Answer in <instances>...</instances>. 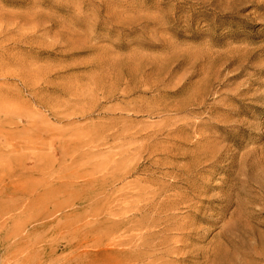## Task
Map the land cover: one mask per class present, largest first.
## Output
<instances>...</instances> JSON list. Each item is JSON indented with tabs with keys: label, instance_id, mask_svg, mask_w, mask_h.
I'll use <instances>...</instances> for the list:
<instances>
[{
	"label": "rangeland",
	"instance_id": "rangeland-1",
	"mask_svg": "<svg viewBox=\"0 0 264 264\" xmlns=\"http://www.w3.org/2000/svg\"><path fill=\"white\" fill-rule=\"evenodd\" d=\"M132 217L264 264V0H0V264H127Z\"/></svg>",
	"mask_w": 264,
	"mask_h": 264
},
{
	"label": "bare ground",
	"instance_id": "bare-ground-1",
	"mask_svg": "<svg viewBox=\"0 0 264 264\" xmlns=\"http://www.w3.org/2000/svg\"><path fill=\"white\" fill-rule=\"evenodd\" d=\"M149 203V202H148ZM188 203V202H187ZM191 204V203H190ZM150 205V204H149ZM164 205V204H163ZM150 207V206H149ZM136 208H137V206H136ZM139 208V207H138ZM161 208V207H160ZM159 208V209H160ZM135 211V210H134ZM154 210H152V212H153ZM159 212H160V210H158ZM163 212V211H162ZM133 213V212H132ZM155 213H156V211H155ZM138 214V213H137ZM157 214V213H156ZM160 214V213H159ZM133 215H135V213H133ZM137 216V215H136ZM141 216V215H140ZM145 217L146 216H144V219H145ZM154 217V216H153ZM156 217V216H155ZM159 217V216H158ZM164 217V216H163ZM186 217V216H185ZM205 217H208V216H205ZM210 217V216H209ZM123 218V217H122ZM142 218V217H141ZM148 218V217H147ZM149 218H150V216H149ZM162 218V217H161ZM166 219H167V217H165ZM143 219V220H144ZM165 219V220H166ZM185 219V218H184ZM215 219V218H214ZM217 219V218H216ZM150 220H152V219H150ZM163 220V219H162ZM161 220V221H162ZM169 220H170V217H169ZM169 220H167L168 222H169ZM172 220V219H171ZM170 220V221H171ZM190 220H191V218H190ZM145 221H146V219H145ZM145 221H141V219L140 220H134V217H132L131 219H130V222L132 223V225H131V229H136V231H138V232H140L138 235H137V237L135 238V237H133L134 239H132V237H131V239H130V241H132V243L131 244H129L130 246L126 249V250H124L122 253H121V255H127L128 256V261H127V264H151V263H155V264H169L170 263V260H163V257H169V258H171V254L172 253H175V252H178L181 248H184V247H186L188 244H187V242H186V244L184 243V244H179L178 246H174V245H172L173 244V242H174V240L175 239H173L172 237H171V234H170V236L168 237L167 236V234L165 233V231H162V229L163 230H169V225H168V227H166V229H164V227L162 226V229H161V231H160V229H153V230H151V231H147L146 230V227H144L145 226ZM160 221V220H159ZM159 221H157V222H159ZM160 221V222H161ZM167 221H163V222H167ZM177 221V220H176ZM183 221V220H182ZM181 221V222H182ZM187 221V220H186ZM147 222V221H146ZM150 222V221H149ZM149 222H148V224H149ZM153 222V221H152ZM179 223H180V221H178ZM189 222V221H188ZM218 222V221H217ZM151 224V223H150ZM166 224V223H165ZM177 224V223H176ZM234 224V223H233ZM152 225H154V224H152ZM151 225V226H152ZM175 225V224H174ZM178 225V224H177ZM189 225V224H188ZM190 225H191V223H190ZM150 226V227H151ZM158 226V225H157ZM184 226H186V225H184ZM184 226H182V223H181V226H173L174 227V229H173V227H172V229L173 230H175V232L176 231H181L180 232V235L181 236H179L180 238H178V240H177V237L175 236H173L174 238H176V243H180L182 240H184V237L186 238V236L187 237H190L189 235H190V233H191V231L189 230V232H182V230H185V229H183L182 227H184ZM225 226V225H224ZM227 226V225H226ZM225 226V227H226ZM235 226V225H234ZM116 227V230H118V227L117 226H115ZM143 227L145 228V232L142 234L141 233V229H143ZM148 227H149V225H148ZM147 227V228H148ZM171 227V226H170ZM222 227V226H221ZM221 227H220V231H221ZM229 228H230V224H229V226H228ZM125 228V227H124ZM223 228V227H222ZM190 229H192V228H190ZM197 229V228H196ZM224 230L226 229V228H223ZM236 229V228H235ZM234 229V230H235ZM120 230V229H119ZM127 230V229H126ZM149 230H150V228H149ZM194 230H195V228H194ZM193 230V231H194ZM227 230V229H226ZM228 231V230H227ZM201 232V231H200ZM207 232V231H206ZM225 232V231H224ZM224 232H222V233H224ZM238 232V231H237ZM137 233V232H136ZM136 233L134 234V235H136ZM168 233V232H167ZM171 233V232H170ZM199 233V232H198ZM209 233V232H208ZM226 233V232H225ZM224 233V234H225ZM228 233L230 234V235H232V233H230V231H228ZM177 234V233H176ZM207 234V233H206ZM238 234V233H237ZM240 234V233H239ZM120 235H121V233H120ZM133 235V236H134ZM234 235V238H236L237 237V235H236V237H235V234H233ZM197 236V235H196ZM216 236H217V233H216ZM215 236V237H216ZM218 236H220V235H218ZM222 236V235H221ZM241 236V235H240ZM126 237V236H125ZM191 237H193V236H191ZM199 237V236H198ZM228 237H229V235H228ZM232 236H230V238H231ZM120 238V237H119ZM119 238H117V239H119ZM221 238V237H220ZM226 238V237H225ZM238 238H240L239 237V235H238ZM242 238V237H241ZM237 239V238H236ZM190 240V239H189ZM228 240V239H227ZM231 240H234V239H231ZM241 240V239H240ZM178 241V242H177ZM229 241V240H228ZM235 241V240H234ZM233 241V242H234ZM123 242V240H120V244ZM226 242V241H225ZM237 242H239V241H237ZM218 243V242H217ZM216 243V244H217ZM227 243V242H226ZM128 244V242L126 243V245ZM221 244H223V243H221ZM228 244V243H227ZM231 244V243H230ZM117 245H119L118 243H117ZM121 245H123V244H121ZM121 245H119V246H121ZM177 245V244H176ZM220 244H218L217 246H219ZM224 245V244H223ZM222 245V246H223ZM233 245V244H232ZM115 246V245H114ZM118 246V247H119ZM217 246H214V248L215 247H217ZM224 247V246H223ZM234 247V246H233ZM192 248V247H191ZM213 248V250H215ZM220 248H221V246H220ZM220 248H218V249H220ZM231 248V247H230ZM234 248H236V247H234ZM238 248V247H237ZM200 249V248H199ZM204 249V248H203ZM202 249V250H203ZM212 249V248H211ZM239 249V248H238ZM244 249H245V247H244ZM119 250V249H118ZM191 250V249H190ZM195 250V249H194ZM196 250H197V248H196ZM223 250V249H222ZM231 250V249H230ZM181 252H182V250H180ZM193 251V250H192ZM198 251H200V250H198ZM237 251V250H236ZM239 251V250H238ZM115 252V251H114ZM189 252V251H188ZM201 252V251H200ZM208 252V251H207ZM210 252H212V251H210ZM220 252H221V249H220ZM234 252V251H233ZM185 253H186V251H185ZM197 253V252H196ZM196 253H194V255L196 254ZM203 253V252H202ZM206 253V252H205ZM218 254H219V252H217ZM181 254V253H180ZM187 254V253H186ZM199 254V253H198ZM201 254V253H200ZM214 254V253H213ZM173 255V254H172ZM188 255L190 256V254L188 253ZM209 255V254H208ZM210 255H212L211 253H210ZM216 255V254H215ZM228 255V254H227ZM255 255V254H254ZM175 256V255H174ZM182 256V255H181ZM193 256V255H192ZM199 255H197V257H198ZM217 256V255H216ZM114 257H116V256H114ZM207 257V256H206ZM215 257V256H214ZM259 257V256H258ZM185 258H187V257H185ZM195 258V257H194ZM205 258V257H204ZM173 259V258H172ZM177 260H179L180 259V257H178V258H176ZM201 259H202V257H201ZM208 259V258H207ZM215 259H216V257H215ZM210 260H213V259H210L209 258V261ZM175 261V260H174ZM190 261V260H189ZM199 261V260H198ZM204 261V260H203ZM206 261V260H205ZM215 261V260H214ZM219 261V260H218ZM176 262V261H175ZM174 262V263H175ZM229 262V261H228ZM196 263H197V261H196ZM202 263V262H201ZM209 263V262H208ZM173 264V263H172ZM178 264V263H177ZM194 264V263H193ZM199 264V263H198ZM206 264V263H205ZM210 264H211V261H210ZM221 264V263H220Z\"/></svg>",
	"mask_w": 264,
	"mask_h": 264
}]
</instances>
